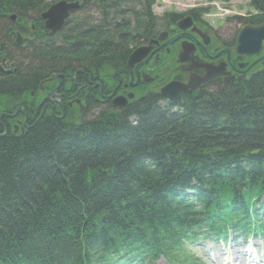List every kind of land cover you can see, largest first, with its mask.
Instances as JSON below:
<instances>
[{"label":"trees","instance_id":"16d2710c","mask_svg":"<svg viewBox=\"0 0 264 264\" xmlns=\"http://www.w3.org/2000/svg\"><path fill=\"white\" fill-rule=\"evenodd\" d=\"M55 1L0 0V44L18 63L15 74L0 76V105L82 61L122 66L129 53L124 38H148L157 26L150 0H85L88 9L101 6L87 37L78 24L59 33L60 45L19 48L10 16L38 21ZM251 2L260 13L250 20L264 21V0ZM132 3L139 4L134 14ZM198 97L186 99L178 117L143 101L129 113L134 125L129 114L105 113L78 126L50 117L0 138V264H65L64 255L70 264L80 256L92 264L119 245L156 259L196 230L246 227V208L264 193V72L243 90ZM189 175L168 202L166 186ZM112 221L109 237L104 228Z\"/></svg>","mask_w":264,"mask_h":264},{"label":"flooded vegetation","instance_id":"af4514ba","mask_svg":"<svg viewBox=\"0 0 264 264\" xmlns=\"http://www.w3.org/2000/svg\"><path fill=\"white\" fill-rule=\"evenodd\" d=\"M170 14L172 15L171 17H169ZM158 19L160 25H158L156 29L157 33L153 35L154 37H152V39L143 38V43L139 44V46L150 48L147 55L149 56L147 63L138 66L136 70H134V67H128L126 61L125 67L121 68L126 70V72L118 74L115 78H113V76L116 70L113 71L109 83L113 86V89H115L117 85L115 80L119 81V85L111 98H105L100 94L98 97L95 91L96 88L93 86V82L103 83V85L106 86V89L102 92L103 95L111 94L112 89L103 82L104 79L107 80V73H103L100 70L98 63H96V65H87L84 61L83 65H80V69L76 71L75 82H69V87H66V82H64V79H61L60 85L51 94L50 92L54 89L56 82L52 87L40 89L37 94L32 93V100L23 108L26 115L23 110L20 111L18 115H24L26 119H28L30 115L29 118L37 119L43 113H50L51 116L55 117L56 115L62 114V111L64 112L63 105L65 103L69 104L72 99H76V96H79L81 101L85 104L84 110L86 112L87 104L90 99L101 110L108 109L111 111V114L117 113V115L126 116L131 113V110L135 107L134 99L136 95L138 99L141 98L142 100L144 97L156 98L159 95L160 88L167 82L176 80L181 84H186L190 77L202 78L206 73L205 68L208 66L218 67L220 65L223 67V72L238 76L237 71L240 69V65L252 61L249 60L251 58L236 56L234 54L233 45L235 38L231 28H227L226 26L225 28L214 29L209 26V23L203 18L200 12L192 11L189 7H181L178 11L165 10L158 16ZM185 19L187 21L183 22ZM180 22L183 26H186L184 29L178 27ZM37 25L40 31L43 29L45 31L43 21L31 20L30 32L32 33H30V35L35 33L34 29ZM21 29L26 32L25 28ZM161 34H164L163 41H159L158 39ZM177 35L180 37L176 39V41L162 45L165 41ZM135 48L136 46H134L133 43L131 53ZM183 51L186 52V54L183 56L184 60L180 62L179 56L183 55ZM127 57L125 60L128 59ZM151 63H160L157 67L161 71L173 69V73H176L169 77L164 83H160L157 80L153 81L150 75L153 71V68L150 66ZM110 66L113 68L117 67ZM100 73L101 76L99 75ZM249 74L250 72L248 71L246 76ZM132 84H135V86H132ZM234 84L235 82L227 89L239 88L238 84ZM222 85L223 77H214L204 84H198L195 90H187L179 99L184 96H191L192 94L198 97L200 94L206 91H213L215 88L221 91ZM128 94H131V99L127 97ZM115 96L121 99L115 101L114 104L117 105L118 109L113 110L112 103ZM157 100L158 104L162 106H168L170 104L175 105L178 103L177 100L174 102L163 99ZM29 104L30 107L28 106ZM41 117H43V115H41Z\"/></svg>","mask_w":264,"mask_h":264},{"label":"water","instance_id":"95a60500","mask_svg":"<svg viewBox=\"0 0 264 264\" xmlns=\"http://www.w3.org/2000/svg\"><path fill=\"white\" fill-rule=\"evenodd\" d=\"M76 7V4H67L64 1H60L52 5L42 17L47 20V27L55 31L62 25L63 19L67 16V11ZM264 41V25L260 26H245L242 28L236 38L235 42V53L244 54L247 56L257 54L261 48V42ZM143 48L136 49L128 58L127 64L131 66L136 62H139L144 54ZM264 57V56H263ZM0 72L7 73L0 68ZM225 82L230 83L229 80ZM190 85V82H189ZM176 87V83H171L164 87L161 91V95L164 98L174 99L180 95L185 88L189 87ZM191 86V85H190ZM174 92V93H172Z\"/></svg>","mask_w":264,"mask_h":264},{"label":"rangeland","instance_id":"374dc122","mask_svg":"<svg viewBox=\"0 0 264 264\" xmlns=\"http://www.w3.org/2000/svg\"><path fill=\"white\" fill-rule=\"evenodd\" d=\"M250 1L249 0H219L218 2L223 3V4H227L226 6L229 7L228 8V12H229L228 15H232V14L238 15L239 14L242 16H247L249 14H252L253 11H255L254 8L252 7V2H250ZM207 2H208V0H154L155 4H154L152 9L154 10V12L156 14H158V13L161 14L165 10H178L176 8H178L182 5H185V6L203 5L204 6L205 4H207ZM208 9L210 10L209 12L215 11V9L213 7H210ZM94 11L97 12L99 10L93 9V12ZM225 18H223V16H219L217 18L215 17V18L210 19L209 23L213 28L222 27L225 24ZM235 29H237V25H233V30H235ZM111 33H113V31ZM113 39L114 38L107 40V42H108L107 45H109V47L112 46ZM124 39H126L125 43L128 45V48L133 46V43H131V41H130L131 39H129L128 37L124 38ZM98 40H99V42L101 40L103 41V38H99ZM85 41H87V40H85ZM117 43L119 45H116V46H118V47H120V45L122 46V42L119 41V39H118ZM59 45H60V43H59ZM173 72H174L173 69H170L169 71H167V69H165L164 71H161V70L159 71L156 69L154 72L150 73V75L154 80H157L160 83H162L164 81H167V79L169 77L173 76L176 73V72L175 73H173ZM198 110H200V108ZM200 112H201V110H200ZM153 123H155V124H153ZM150 124L151 125L153 124L155 126L159 125V124H157V122H154L153 120L150 121ZM263 199H264V195L262 197V200ZM263 215H264V213H263ZM213 250H215V249H213ZM193 252H195L196 254H198L201 257L203 264H212L211 260L209 258H207L206 256H204V254L201 251H199L198 249H193ZM220 253H222V252H220ZM220 253H219V255H221ZM153 264H167V263L164 261V259H158Z\"/></svg>","mask_w":264,"mask_h":264},{"label":"bare ground","instance_id":"6f19581e","mask_svg":"<svg viewBox=\"0 0 264 264\" xmlns=\"http://www.w3.org/2000/svg\"><path fill=\"white\" fill-rule=\"evenodd\" d=\"M88 18H91V17H88ZM94 20H96V18H94L92 21H94ZM75 34H77V33H75ZM134 36H137V37H139V38H142L143 36H141L140 34H134ZM158 115L159 116H164V114L163 113H158ZM131 118H133V120L131 119V122L129 121V120H127L128 121V123L129 124H131V125H134L135 123H136V121H134V118H135V115H131ZM99 116H97V115H95L94 116V122L96 121H98L99 122ZM120 121H122V120H120ZM106 147H111L112 145L109 143V142H107L106 143ZM142 163V162H141ZM146 164H150V161H149V159L147 158L146 159V162H145ZM184 177V176H183ZM189 180H190V175L188 176V177H185L184 179L182 178V177H180L178 180H177V182H171V183H169V187L168 186H166V188L164 189V191H166L165 192V197L167 198V200H168V202L169 201H171V200H173V196H175V194H174V192H176V188H178L179 189V191L181 190V189H185V186H186V184L189 182ZM200 191H202V190H200ZM169 193V194H168ZM185 206L186 207H190L191 206V203H186L185 204ZM194 206H195V203H194ZM171 209L172 210H175V208H173V207H171ZM184 212H186V210H183ZM184 219H187V217L184 215ZM113 222V221H112ZM115 223L113 222V223H111V224H109L108 226H106L105 228H104V232H108L107 233V236H109V237H111L110 236V231H111V229L113 228V225H114ZM183 225H186V222L183 224ZM128 236V238H129V235H127ZM148 242H146L145 244H147ZM55 249H57L56 247H54ZM152 248H154V249H158V247L156 246V245H153L152 246ZM111 249L110 248H108L107 247V249L105 250L106 252H109ZM64 263L65 264H70L71 262H70V256L69 255H64ZM225 264V262H223V261H220V262H218V264ZM77 264H91L90 263V259H88V258H86L85 256H80V259H79V261L77 262Z\"/></svg>","mask_w":264,"mask_h":264}]
</instances>
